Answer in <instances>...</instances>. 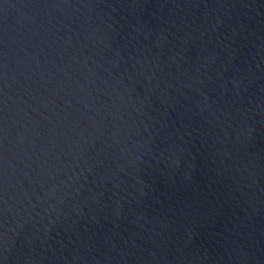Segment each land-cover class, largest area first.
Returning <instances> with one entry per match:
<instances>
[{"label": "water", "instance_id": "obj_1", "mask_svg": "<svg viewBox=\"0 0 264 264\" xmlns=\"http://www.w3.org/2000/svg\"><path fill=\"white\" fill-rule=\"evenodd\" d=\"M0 264H264V0H0Z\"/></svg>", "mask_w": 264, "mask_h": 264}]
</instances>
